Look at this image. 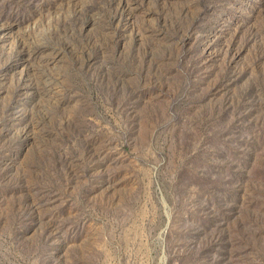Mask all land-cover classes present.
<instances>
[{"label":"rangeland","instance_id":"1","mask_svg":"<svg viewBox=\"0 0 264 264\" xmlns=\"http://www.w3.org/2000/svg\"><path fill=\"white\" fill-rule=\"evenodd\" d=\"M0 264H264V0H0Z\"/></svg>","mask_w":264,"mask_h":264}]
</instances>
